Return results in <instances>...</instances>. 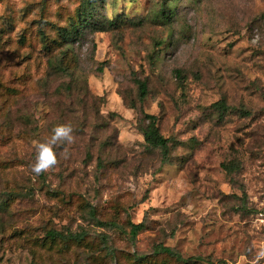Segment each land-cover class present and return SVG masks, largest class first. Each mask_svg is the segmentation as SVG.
Segmentation results:
<instances>
[{"label": "rangeland", "instance_id": "1", "mask_svg": "<svg viewBox=\"0 0 264 264\" xmlns=\"http://www.w3.org/2000/svg\"><path fill=\"white\" fill-rule=\"evenodd\" d=\"M83 2L0 0V264H264V0Z\"/></svg>", "mask_w": 264, "mask_h": 264}, {"label": "trees", "instance_id": "2", "mask_svg": "<svg viewBox=\"0 0 264 264\" xmlns=\"http://www.w3.org/2000/svg\"><path fill=\"white\" fill-rule=\"evenodd\" d=\"M94 10H95V6H94L92 0H84V2L82 4V8H81V13H82V16L84 19V23L89 24V22L93 18V11ZM138 84H139V88H140V97L143 99L147 93L146 84L143 82H138ZM218 107L222 111L226 110L225 102H220L218 104ZM145 118L148 120V125L142 130V134L144 136L146 145H148L149 147H152V148L161 149L164 157L167 158L168 153H169L170 140L163 137L162 134L160 133L159 127L157 125V118L155 116L146 115ZM258 209L255 210L254 214L258 211ZM254 214H253V216H254ZM142 229H143V224L132 225L131 234L133 236H136L138 234V232ZM48 235L53 240H55L57 238H60L63 240H68V239L77 240L79 237V236H73V235L65 236V235H62L58 232H50ZM156 251L158 253L161 252V253L167 254L169 256L177 257L178 259H181V257L178 254H176L171 248L163 247V248H159Z\"/></svg>", "mask_w": 264, "mask_h": 264}, {"label": "clouds", "instance_id": "3", "mask_svg": "<svg viewBox=\"0 0 264 264\" xmlns=\"http://www.w3.org/2000/svg\"><path fill=\"white\" fill-rule=\"evenodd\" d=\"M73 128L70 124H59L52 129L47 141L37 142L35 145V161L31 165V171L39 176L57 163L55 146L58 143H71L73 140Z\"/></svg>", "mask_w": 264, "mask_h": 264}, {"label": "built area", "instance_id": "4", "mask_svg": "<svg viewBox=\"0 0 264 264\" xmlns=\"http://www.w3.org/2000/svg\"><path fill=\"white\" fill-rule=\"evenodd\" d=\"M255 226L264 229V204L258 209L253 216Z\"/></svg>", "mask_w": 264, "mask_h": 264}]
</instances>
